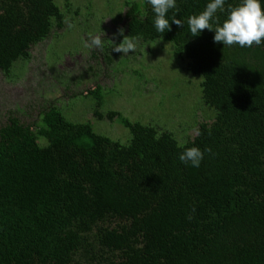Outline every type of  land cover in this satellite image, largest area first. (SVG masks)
Returning a JSON list of instances; mask_svg holds the SVG:
<instances>
[{
	"label": "trees",
	"instance_id": "1",
	"mask_svg": "<svg viewBox=\"0 0 264 264\" xmlns=\"http://www.w3.org/2000/svg\"><path fill=\"white\" fill-rule=\"evenodd\" d=\"M208 2L176 0L163 33L146 0L127 1L124 15L128 37L172 44L179 69L202 79L213 117L187 143L105 116L100 87L86 95L94 116L128 129L126 145L54 105L33 125L11 116L0 128V264H264V38L242 48L213 43L207 29L193 37L187 19ZM64 22L55 0H0L5 77ZM193 146L210 150L198 168L178 160Z\"/></svg>",
	"mask_w": 264,
	"mask_h": 264
},
{
	"label": "rangeland",
	"instance_id": "2",
	"mask_svg": "<svg viewBox=\"0 0 264 264\" xmlns=\"http://www.w3.org/2000/svg\"><path fill=\"white\" fill-rule=\"evenodd\" d=\"M127 1L140 0H55L65 14L63 29L32 47L31 60L18 61L11 78L0 71V128L11 116L33 125L54 105L69 121L90 123L97 134L126 145L128 129L94 116L97 102L86 95L100 87L105 116L118 111L133 123L173 133L181 145L195 137L213 113L200 103L202 79L179 69L174 46L133 40L128 53L112 51L128 37ZM121 28L123 36L117 34ZM94 36L102 47L85 46Z\"/></svg>",
	"mask_w": 264,
	"mask_h": 264
},
{
	"label": "clouds",
	"instance_id": "3",
	"mask_svg": "<svg viewBox=\"0 0 264 264\" xmlns=\"http://www.w3.org/2000/svg\"><path fill=\"white\" fill-rule=\"evenodd\" d=\"M154 13L153 27L157 32L170 31L169 19L166 14L170 9L176 7V0H146ZM264 0H239L236 6L228 5L226 0H209L204 10L197 15L189 16L187 24L193 37L200 35L202 30L207 29L214 32L213 43H221L224 46L238 45L240 47H251L253 44L259 46L264 38ZM225 13L226 18L218 22L217 12ZM171 23L183 27L180 20L171 19ZM118 35L123 36V29H118ZM85 46L102 47L100 36L90 37V43ZM134 49V42L130 37L123 38L122 42L112 47L116 53H128ZM203 152L198 147L185 148L178 155V160L185 166L198 168L204 158Z\"/></svg>",
	"mask_w": 264,
	"mask_h": 264
}]
</instances>
